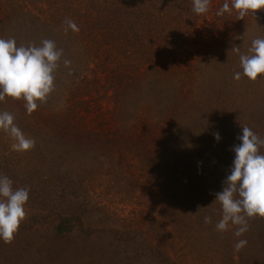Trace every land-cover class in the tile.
Instances as JSON below:
<instances>
[{"label":"trees","instance_id":"trees-1","mask_svg":"<svg viewBox=\"0 0 264 264\" xmlns=\"http://www.w3.org/2000/svg\"><path fill=\"white\" fill-rule=\"evenodd\" d=\"M224 2L211 0L198 15L192 0H0V38L17 46L50 39L63 49L54 91L36 111L28 114L23 99L0 101L49 161L54 176L42 183L83 194L76 213L63 209L66 199L51 200L63 209L47 229L59 249L55 264L59 256L73 264H181L176 243L203 264H264V218L248 219L240 237L231 222L224 232L215 227L216 193L242 127L264 140V75L250 81L239 59L264 38V10L243 20L235 10L217 16ZM66 19L79 32L65 33ZM101 175L106 190L134 189L151 206L132 220L112 215L118 228L109 230L122 229L121 240L104 247L91 235L99 219L86 217ZM241 239L247 245L237 253Z\"/></svg>","mask_w":264,"mask_h":264},{"label":"clouds","instance_id":"clouds-1","mask_svg":"<svg viewBox=\"0 0 264 264\" xmlns=\"http://www.w3.org/2000/svg\"><path fill=\"white\" fill-rule=\"evenodd\" d=\"M211 0H192L193 11L202 15L209 11ZM235 10L240 19L249 12L264 10V0H225L216 15L222 16ZM65 33L70 29L79 32L78 25L71 19L64 21ZM239 53L240 48L231 49ZM249 55L241 54L240 65L243 75L250 81L264 75V38L252 41ZM63 56V49H58L50 39L41 41L40 46L29 44L17 46L14 38H0V101L5 98L23 99L28 114L36 111L38 102H46L55 88V72ZM71 61L65 59V67ZM71 75V72H69ZM241 73L236 72L234 79L239 80ZM14 116L0 112V130L9 134L15 141L11 147L17 152H26L35 147V140L27 137L14 123ZM219 141V133L214 134ZM239 144L232 151L235 154L230 174L223 181L222 191L216 193L215 202L221 205L222 218L216 224L219 232L228 230L229 223L238 226L234 233L240 237L248 231V219L264 218V154L259 149L264 146L261 140L248 126L242 127ZM13 182L7 176L0 175V240L11 243L20 224L26 219L25 205L29 199L27 187L13 188ZM206 224L211 217H204ZM247 245L246 240H238L234 251L240 252Z\"/></svg>","mask_w":264,"mask_h":264},{"label":"rangeland","instance_id":"rangeland-1","mask_svg":"<svg viewBox=\"0 0 264 264\" xmlns=\"http://www.w3.org/2000/svg\"><path fill=\"white\" fill-rule=\"evenodd\" d=\"M14 142L9 134L0 130V175L11 179L14 189L27 187L29 199L25 205L26 219L20 224L12 242L4 243L0 240V264H55V254H58L59 249L50 247L47 229L50 230L52 225L59 221L57 216L63 209H71L72 213L78 212L77 206L83 205L76 201V196L81 198L83 194L67 186L56 188L42 183L44 181L41 180V177L54 176L51 166L48 165L49 161L38 157L37 147L36 150L31 149L26 152L12 150L11 145ZM99 177L101 178L91 189V191H95L94 195L99 197L94 200V206L86 212V217L94 221L92 223H98L95 220L99 219L100 224L95 225L96 229L92 230L91 235L94 238H99L96 240L97 244L104 247L108 242L121 240L122 229H119L118 232L109 230L118 228V224L113 223L114 216L132 220L138 211L144 207L149 210L151 206L149 205L150 199L138 198L134 189L128 188L130 192L118 189L115 192L112 190L113 188L111 191L106 190L109 178L107 176L104 178L102 175ZM57 198L66 199L67 203L63 206L65 208L50 205V203L52 204L51 200ZM78 215L81 214L78 213ZM176 246L177 249L175 247L176 250L174 249L173 253L175 257H179L181 264H203L196 258V255L189 253L185 246L179 243H176ZM59 259V264H73L72 261L61 260L60 256Z\"/></svg>","mask_w":264,"mask_h":264}]
</instances>
